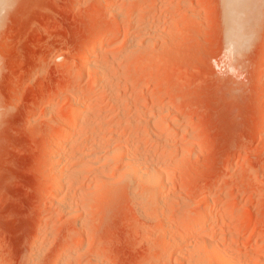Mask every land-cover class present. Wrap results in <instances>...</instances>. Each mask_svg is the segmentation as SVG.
I'll return each mask as SVG.
<instances>
[{"label":"rangeland","instance_id":"obj_1","mask_svg":"<svg viewBox=\"0 0 264 264\" xmlns=\"http://www.w3.org/2000/svg\"><path fill=\"white\" fill-rule=\"evenodd\" d=\"M0 13V264H220L212 232L264 264V0L248 2L239 52L223 0H0Z\"/></svg>","mask_w":264,"mask_h":264},{"label":"bare ground","instance_id":"obj_2","mask_svg":"<svg viewBox=\"0 0 264 264\" xmlns=\"http://www.w3.org/2000/svg\"><path fill=\"white\" fill-rule=\"evenodd\" d=\"M248 2H249V0H223V8H224V11H225V14H226V26H227V31H226V37H227V45H229L230 47H232L233 49H235V52H236V50L238 51V50H240L243 46H244V44H245V40H246V33H245V26H244V20L246 19L245 18V15H246V10H247V8H248ZM255 6H253L252 7V9L254 8ZM248 14V13H247ZM252 19V18H251ZM250 20V19H249ZM106 30V29H105ZM105 30H103V32L100 34V38H99V40H98V42H97V50H99L102 46H104V44L106 43V40H107V37H109V33L107 32V31H105ZM102 31V30H101ZM98 35V34H97ZM111 37H112V35H111ZM250 40V39H249ZM96 44V43H95ZM247 46V45H246ZM245 46V47H246ZM96 47V46H95ZM244 47V48H245ZM243 48V49H244ZM93 49H94V47H93ZM96 50V49H95ZM95 50H89L88 51V53L83 57V59L81 58V60H83V64L84 63H88V62H90L89 61V54L91 53V52H95ZM96 50V51H97ZM239 52V51H238ZM91 56V55H90ZM87 66H88V64H87ZM91 66V65H90ZM89 67V66H88ZM94 67V66H93ZM91 70H92V68H90ZM95 70V69H94ZM93 71V70H92ZM95 72V71H94ZM98 73V72H97ZM101 73V72H100ZM97 75V74H96ZM102 75V74H101ZM104 78V77H103ZM101 76L97 79V81H95V86L97 85V84H99L100 86L102 85V83L104 82V79H103ZM95 80V79H94ZM98 85V86H99ZM82 103H84V102H82ZM88 104V103H87ZM82 106H80V108H79V110L77 111V114L78 115H82L88 108L86 107V105L85 104H81ZM88 106V105H87ZM74 109V108H73ZM75 110V109H74ZM71 113H72V111H71ZM74 114H76V111H75V113ZM85 114V113H84ZM78 118H72L71 120H68V121H65V124H64V127H63V130H62V134H64V136L63 137H66V140H64V141H66V143H64V141L62 142V141H60L61 142V144L63 145V147L65 148L66 147V144H67V142H68V140H69V142H70V140L71 139H68V136H69V134L71 133V132H74V131H76V130H78L79 128H80V126H82L81 125V122H80V118H79V116H77ZM60 136V135H59ZM62 136V135H61ZM63 137H62V139H63ZM56 138V137H55ZM55 138L53 139V144H55L54 143V141L56 142V140H55ZM65 139V138H64ZM73 143V142H72ZM51 144H52V142H51ZM57 145V144H56ZM59 145V144H58ZM68 145V144H67ZM51 146H53V145H51ZM71 146V145H70ZM54 150H56V149H54ZM60 150H61V148H60ZM122 150V149H121ZM59 151V150H58ZM64 151V150H63ZM52 152V151H51ZM61 152V151H60ZM59 152V153H60ZM82 152V151H81ZM118 152V151H117ZM124 152V151H123ZM53 153V152H52ZM62 153V152H61ZM55 154H57V153H55ZM63 154V153H62ZM76 154V153H75ZM82 154V153H81ZM77 155V154H76ZM80 155V154H79ZM89 155V154H88ZM65 156H66V154H65ZM71 156V155H70ZM119 156V155H118ZM123 156V155H122ZM52 157H54V156H52ZM68 157V156H67ZM80 157H83V156H80ZM138 157V156H137ZM65 158V157H64ZM84 158V157H83ZM116 158V157H115ZM130 158H132V157H130ZM140 158V157H139ZM142 158V157H141ZM61 159V158H60ZM59 159V160H60ZM80 159V158H79ZM78 159V160H79ZM138 159V158H137ZM51 160V159H50ZM53 160V159H52ZM51 160V161H52ZM55 160H57V158H54V160L52 161V163L54 162V167L56 168V169H58L57 167H58V165H60L61 164V162L62 161H64V160H61V161H59V162H56ZM134 160H135V158H134ZM140 160V159H139ZM66 161H67V159H66ZM142 161V160H141ZM141 161H140V163H141ZM48 162H50V161H48ZM75 162V161H74ZM83 162V161H82ZM132 163H133V161H131ZM139 162V161H138ZM137 162V163H138ZM58 163H60V164H58ZM66 163V162H65ZM69 163V162H68ZM81 163V162H80ZM139 163V164H140ZM51 164V163H50ZM63 164V163H62ZM61 164V165H62ZM129 164V163H128ZM131 164V163H130ZM52 165V166H53ZM64 165V164H63ZM80 165V164H79ZM137 164L135 163V165L133 164V167L136 169V172L134 173V171H133V173L134 174H136L137 172L139 173V175L142 177H139L140 178V180L141 179H145L147 176H144L145 174H143L144 173V171H143V173H141L140 171H142V170H138L137 171V169H139L140 168V166H138L139 168H137V166H136ZM49 166H51V165H49ZM69 166V165H68ZM127 166V165H126ZM53 167V168H54ZM60 167V166H59ZM77 167V166H76ZM131 167H132V165H131ZM131 167H128V168H131ZM132 167V168H133ZM148 167V166H147ZM152 166H150V168H151ZM54 168V169H55ZM61 168V167H60ZM68 168V167H67ZM67 168H64V169H67ZM84 168V167H83ZM127 168V169H128ZM154 168V167H153ZM52 169V168H51ZM55 169V170H56ZM62 169V168H61ZM152 169V168H151ZM157 169V168H156ZM130 170V169H129ZM128 170V171H129ZM146 170V169H145ZM63 171H65V170H63ZM62 170H61V172H63ZM60 172V173H61ZM72 172V171H71ZM147 172H149V171H147ZM151 172V171H150ZM149 172V173H150ZM160 172V171H159ZM56 173H57V171H56ZM59 173V172H58ZM65 173V172H64ZM137 173V174H138ZM65 174H67V173H65ZM134 175V177L135 178H137V176H139V175ZM153 174H154V172H153ZM64 175V174H63ZM150 175H151V173H150ZM149 176V175H148ZM55 177V176H54ZM57 177H59V176H57ZM162 177H164L163 175H162ZM162 177H159V175H158V177H157V175H152V176H150V179L148 178V182L146 181L145 183L147 184V183H149L151 180H154L155 181V183H154V181H151V182H153L154 183V185H159V180H160V178H162ZM66 178H68V177H66ZM165 179V178H164ZM167 179V178H166ZM64 180H66V179H64ZM62 181H63V177L62 178H56V180H54V178H53V180H52V182L51 183H53V185H56V186H60L61 184H62ZM145 181V180H144ZM165 181V180H164ZM163 181V182H164ZM141 182V181H140ZM65 183V182H64ZM151 184V183H150ZM157 185H156V187H157ZM163 185H165L164 183H163ZM55 187V186H54ZM162 186H160L159 185V188H161ZM165 186H163V188H164ZM59 188V187H58ZM159 188H157L158 190H160ZM156 189V188H155ZM209 204V203H208ZM208 207V206H207ZM207 212V211H206ZM213 214V213H212ZM212 214H210L211 216H212ZM209 215V216H210ZM208 215H206L205 214V216L203 217V220H198V219H196V221H194V222H191V223H189V225H190V227H192V229H193V227L195 226V225H197L200 221H204V219H207L206 217H207ZM213 217V216H212ZM213 219V218H212ZM190 220V219H189ZM199 222H198V221ZM208 220H211V218L210 219H208ZM192 221H193V219H192ZM189 222V221H188ZM210 222V221H209ZM201 223V222H200ZM202 224H204L203 222H202ZM218 224V223H217ZM199 225H201V224H199ZM213 225V224H212ZM198 226V225H197ZM188 227V226H187ZM224 227V226H223ZM195 228V227H194ZM199 228V227H198ZM225 228V227H224ZM168 229V228H167ZM187 229V228H186ZM169 230V229H168ZM187 230H189V228L187 229ZM198 230V229H197ZM223 230V229H222ZM161 231V230H160ZM172 231H173V229H172ZM172 231H166L167 233H169V232H171V236H172ZM213 231V230H212ZM226 231V230H225ZM163 232V231H162ZM183 232H184V230H183ZM186 232V231H185ZM187 232H189V231H187ZM164 233V232H163ZM166 233V234H167ZM213 233V232H212ZM212 233H208V239L206 240L207 242V245H208V243H209V246H211L209 249H210V251L212 252V253H214L215 254V256H216V259L218 260V263H220V264H246V263H242L241 262V258H239V259H237L236 257L234 258V256H232V254H233V250H231L230 251V253H228L229 251L226 249H222V247H219V245H218V243H216L215 244V242H216V238L217 237H219V236H217L216 237V234H212ZM225 233V232H224ZM162 235V234H161ZM165 235V234H164ZM169 234H167V236L165 237V238H168V237H170V238H168L166 241L168 242H165L166 244H172V242L175 240V241H177V239L178 238H173V236H172V238H171V236H168ZM175 235V234H174ZM193 235H194V237H195V234H188V233H183V237H182V241L184 242H186V241H188V240H190V239H192L193 238ZM219 235V234H218ZM220 235H222V234H220ZM176 236V235H175ZM178 236V235H177ZM176 236V237H177ZM180 236V235H179ZM178 236V237H179ZM197 236V235H196ZM221 238H225V240H226V237H224L223 235H222V237ZM180 239V238H179ZM178 239V240H179ZM205 239V238H204ZM174 241V242H175ZM220 241V240H219ZM222 241H224V239H222ZM221 241V242H222ZM163 242H164V240H163ZM173 242V243H174ZM178 242V241H177ZM160 243V242H159ZM158 243V244H159ZM164 243V244H165ZM188 243V242H187ZM162 244V243H161ZM182 244H184V243H182ZM220 244V243H219ZM157 245V244H156ZM163 245V244H162ZM204 245V244H203ZM222 245H223V242H222ZM161 246V245H160ZM169 246V245H168ZM167 246V247H168ZM171 246V245H170ZM184 246V245H183ZM221 246V245H220ZM163 246H161V248H162ZM164 247H165V245H164ZM174 247V246H173ZM223 247H225V246H223ZM170 248V247H169ZM178 248V247H177ZM181 248V247H180ZM226 248V247H225ZM35 249V248H34ZM154 249H155V247H154ZM156 249H160V248H158V245L156 246ZM167 249V248H166ZM168 250V249H167ZM177 250V249H176ZM164 251V250H163ZM228 251V252H227ZM201 252H203V251H201ZM207 252V251H206ZM211 252H209L210 254H212ZM182 253V252H181ZM186 253V252H185ZM185 253L183 254V255H185ZM232 253V254H231ZM214 254H212V255H214ZM235 254H236V250H235ZM181 255V254H180ZM238 255V254H237ZM182 256V255H181ZM180 256V257H181ZM199 256V255H198ZM214 256V257H215ZM179 257V258H180ZM264 257V256H263ZM167 258V257H166ZM193 258V257H192ZM243 258H244V256H243ZM165 259V258H164ZM191 259V258H190ZM198 259H199V257H198ZM214 259V258H213ZM239 260V261H237V260ZM180 260V259H179ZM195 260V262H193V264H210L209 262H210V256L209 255H207V257H204V256H202V257H200V259L199 260H197V258H195L194 259ZM169 261V260H168ZM181 261V260H180ZM193 261V260H192ZM191 261V262H192ZM242 261L244 262V260L242 259ZM163 262V261H162ZM187 262V261H186ZM190 262V261H189ZM191 262H190V264H191ZM246 262V261H245ZM251 262H252V260H251ZM256 262V261H255ZM264 262V261H263ZM217 263V262H216ZM247 263H248V260H247ZM260 263H262V261L260 262ZM259 263V264H260ZM162 264V263H161ZM249 264V263H248ZM251 264V263H250Z\"/></svg>","mask_w":264,"mask_h":264},{"label":"snow or ice","instance_id":"obj_3","mask_svg":"<svg viewBox=\"0 0 264 264\" xmlns=\"http://www.w3.org/2000/svg\"><path fill=\"white\" fill-rule=\"evenodd\" d=\"M3 15V13H0V16H2Z\"/></svg>","mask_w":264,"mask_h":264},{"label":"clouds","instance_id":"obj_4","mask_svg":"<svg viewBox=\"0 0 264 264\" xmlns=\"http://www.w3.org/2000/svg\"><path fill=\"white\" fill-rule=\"evenodd\" d=\"M0 23H2V21H0Z\"/></svg>","mask_w":264,"mask_h":264}]
</instances>
